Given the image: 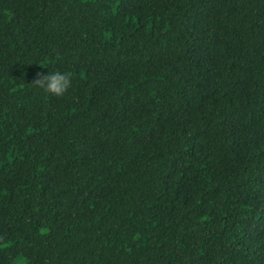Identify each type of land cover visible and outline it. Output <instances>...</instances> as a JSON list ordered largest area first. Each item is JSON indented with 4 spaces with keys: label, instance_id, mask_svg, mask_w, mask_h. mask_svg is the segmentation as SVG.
Wrapping results in <instances>:
<instances>
[{
    "label": "trees",
    "instance_id": "trees-1",
    "mask_svg": "<svg viewBox=\"0 0 264 264\" xmlns=\"http://www.w3.org/2000/svg\"><path fill=\"white\" fill-rule=\"evenodd\" d=\"M71 75L55 96L38 74ZM264 264V0H0V264Z\"/></svg>",
    "mask_w": 264,
    "mask_h": 264
},
{
    "label": "clouds",
    "instance_id": "clouds-1",
    "mask_svg": "<svg viewBox=\"0 0 264 264\" xmlns=\"http://www.w3.org/2000/svg\"><path fill=\"white\" fill-rule=\"evenodd\" d=\"M38 77L33 85L57 97L64 95L71 83V75L59 70L38 74Z\"/></svg>",
    "mask_w": 264,
    "mask_h": 264
},
{
    "label": "rangeland",
    "instance_id": "rangeland-1",
    "mask_svg": "<svg viewBox=\"0 0 264 264\" xmlns=\"http://www.w3.org/2000/svg\"><path fill=\"white\" fill-rule=\"evenodd\" d=\"M26 260L24 258H20V260L16 264H25Z\"/></svg>",
    "mask_w": 264,
    "mask_h": 264
}]
</instances>
